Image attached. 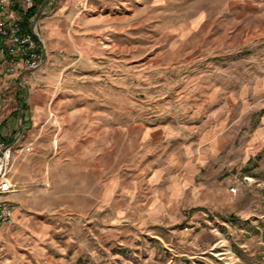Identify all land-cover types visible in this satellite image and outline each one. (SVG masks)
Listing matches in <instances>:
<instances>
[{"label":"rangeland","instance_id":"374dc122","mask_svg":"<svg viewBox=\"0 0 264 264\" xmlns=\"http://www.w3.org/2000/svg\"><path fill=\"white\" fill-rule=\"evenodd\" d=\"M38 22L47 153L23 169L51 185L0 227V264H264V0H55ZM142 160L190 164L193 190L125 200Z\"/></svg>","mask_w":264,"mask_h":264},{"label":"crops","instance_id":"0c3cea01","mask_svg":"<svg viewBox=\"0 0 264 264\" xmlns=\"http://www.w3.org/2000/svg\"><path fill=\"white\" fill-rule=\"evenodd\" d=\"M56 9L57 7L53 10L56 12L58 10ZM52 22L54 23L53 20L48 19L45 23L46 27L52 26ZM40 28L41 24H39ZM1 60L2 57L0 56ZM36 72H38V68L33 70L22 69L12 73L0 68V130L3 141L8 145H12L14 151V162L9 177L19 185L18 191L9 196L14 206V214L18 206L31 203L34 198L49 194L44 189H48L47 187L51 185L48 177H46L42 180L44 185L42 189L39 186L35 187L36 180L40 179L34 171L36 168L27 166L28 168L23 169L28 164L29 160L27 158L29 155H45L47 153V146H43V142L48 138L46 129L48 122L43 114L49 88L37 89V86L31 83V79ZM201 142L203 145L211 147L213 152L215 150H217L216 152L221 151L226 145L223 135L219 133L213 135L211 132H208ZM28 146H31V150L27 151ZM23 155L24 157H21ZM99 155H102V153H98L95 144L93 149L90 148L89 153L90 160H93L92 170L95 172L108 168V165L103 166L102 160L98 159ZM189 168L190 164L187 163L180 178L167 173L165 169L160 167L153 168L146 175L144 160H142L136 167L126 168L129 172L132 171L135 176H138L128 179L132 183L130 187L124 186L120 190L121 194L126 196L125 200L131 201L133 204L140 205L142 203L141 206L143 207L149 206V213L152 214L160 202L163 201V198L172 200L178 198V195L186 193L188 189L193 190L194 178ZM46 170L48 173V167H46ZM140 182H142V185L146 184L149 188L147 196L143 194ZM161 189L165 190L164 196ZM107 192L108 199L111 202L115 198V192L110 187ZM76 194H82L81 188H77ZM92 196L98 200L97 193H91ZM142 197L144 202L146 201L145 203L141 201Z\"/></svg>","mask_w":264,"mask_h":264},{"label":"built area","instance_id":"2783aa9c","mask_svg":"<svg viewBox=\"0 0 264 264\" xmlns=\"http://www.w3.org/2000/svg\"><path fill=\"white\" fill-rule=\"evenodd\" d=\"M55 0H0V68L8 73L38 68L44 58L45 45L41 37L38 16L46 13ZM36 12L31 16L28 13ZM28 16V17H27ZM27 150H31L28 146ZM13 153L12 145L3 141L0 130V227L9 224L14 206L9 196L19 185L8 175Z\"/></svg>","mask_w":264,"mask_h":264},{"label":"trees","instance_id":"16d2710c","mask_svg":"<svg viewBox=\"0 0 264 264\" xmlns=\"http://www.w3.org/2000/svg\"><path fill=\"white\" fill-rule=\"evenodd\" d=\"M34 12H35V10H32L31 12L28 13V16H31Z\"/></svg>","mask_w":264,"mask_h":264},{"label":"bare ground","instance_id":"6f19581e","mask_svg":"<svg viewBox=\"0 0 264 264\" xmlns=\"http://www.w3.org/2000/svg\"><path fill=\"white\" fill-rule=\"evenodd\" d=\"M0 166H1V163H0Z\"/></svg>","mask_w":264,"mask_h":264}]
</instances>
